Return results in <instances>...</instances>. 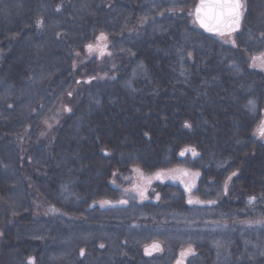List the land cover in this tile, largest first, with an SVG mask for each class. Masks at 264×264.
Wrapping results in <instances>:
<instances>
[{
	"label": "trees",
	"instance_id": "trees-1",
	"mask_svg": "<svg viewBox=\"0 0 264 264\" xmlns=\"http://www.w3.org/2000/svg\"><path fill=\"white\" fill-rule=\"evenodd\" d=\"M196 2L0 0V80L10 89L20 82L18 73H32L35 78L38 169L35 207L27 204L29 191L21 189V205L16 209L22 226L28 225L36 209L37 236L22 235L19 255L5 252L0 264H30L31 257L35 264H47L44 174L50 163L66 169L64 189L72 215H82L78 212L81 200L94 199L89 194L98 176L102 194L104 174L108 176L112 167L119 175L129 174L130 167L148 173L189 167L190 158L178 154L191 149L202 154L197 168L204 174L211 165L228 172L229 184L237 185V179L245 177L246 184L264 185V147H257L253 140L264 110V75L253 61L264 52V0H241L239 27L227 30L226 37L208 35L194 24ZM44 27L47 36L42 41L46 44L22 46L17 52L12 44L16 32L26 39L23 35H32L30 29L36 35ZM102 33L112 37L115 53L114 59L98 65L88 46ZM58 113V122L48 131L45 124ZM196 132L202 138L196 139ZM49 137L53 138L47 141ZM97 153H113L114 163L95 165ZM94 168L98 171L95 183L88 172ZM237 193V188L231 190L232 199H238ZM166 198L174 199V194ZM10 210L14 213V207ZM243 210L240 214L237 206L228 207L229 231L238 232L232 225L243 220L259 224L264 234V205ZM121 230L118 225L117 231ZM121 240L116 238L118 244L113 246L110 238L95 237L93 246L90 239L85 254L91 261L84 260V264H112L115 247L116 257L124 258L120 250L126 246L119 244ZM68 241L73 243L71 257L67 253L65 260L55 256L51 264H82L78 255L82 246L77 238ZM237 243L230 249L235 251ZM239 256L240 264H264L263 254L248 259ZM233 262L237 263L236 255Z\"/></svg>",
	"mask_w": 264,
	"mask_h": 264
},
{
	"label": "flooded vegetation",
	"instance_id": "flooded-vegetation-1",
	"mask_svg": "<svg viewBox=\"0 0 264 264\" xmlns=\"http://www.w3.org/2000/svg\"><path fill=\"white\" fill-rule=\"evenodd\" d=\"M227 30H224L223 35L218 33L212 36L226 37ZM32 32L30 29L29 34L32 35H28V33L23 35L26 39H21V32H16L13 35L12 44L18 47L17 52L27 45L44 43L42 39L47 36L45 27L44 30L40 29L36 35ZM103 35L106 40L98 41L96 38L92 45L93 55L98 65L114 59L112 37ZM77 55L80 56L78 53ZM257 57L259 58L258 71L264 75V52H260ZM81 62L82 60L77 62V70L80 68ZM18 77L20 82L16 83L18 84L16 88H5L4 82L0 80V86H2L0 87V259L5 252L8 256L10 254L19 255L22 235L28 239H35L37 236L36 209L33 210L28 225L23 224V226L21 218L17 216L16 212V209L21 205V189L29 191L27 204L30 207H35L38 171L36 162L37 129L35 128L36 97L33 92L35 91V78L32 73H18ZM64 84L67 85V83ZM78 89L79 86H75V90ZM63 103L64 101L59 103L62 110ZM261 115L262 118L257 122L256 130L253 132V140L258 142L257 147H264V136L259 134L261 125L264 124V110ZM54 121L58 122L51 116L48 123L45 124L48 131ZM206 124L209 126L210 120H207ZM195 137L196 139L202 138L201 132H196ZM52 138L49 137L47 141ZM201 155L195 149H191L187 154H178L181 158L188 156L190 166L178 165V168L166 172L148 173L140 168L130 167L129 174L119 175L116 168L112 167L107 173L108 176H106V172L104 174L105 184L102 194L98 176L97 184L93 185L96 186L93 189L94 192L88 193L94 199L79 202L82 205V210L78 212L81 211L82 215H72L67 208L69 201L67 191L65 192L64 189L68 182L66 169L54 167L50 163V166L46 170L44 169L46 202L48 203L46 211L48 212L43 219L46 229L43 235L45 239L49 240L47 264H51L55 256H60L61 260H65V246L70 237L77 238V244L82 246L83 255H81L82 252H78L82 264H84V260L91 261L85 252L86 248L90 246L89 244L93 243L95 246L93 242L95 237L110 238L109 243L113 246L118 244L115 241L116 238L123 240L119 241V244L126 246L124 250H120V254H123L124 258L116 257L115 247L111 251L112 264L118 261L123 264H177L178 260L182 261V264H240L239 255L243 259L240 249L241 240H238L235 251L229 247L228 251L231 252L228 256L224 255L219 258L218 255L225 253L217 250L216 245L219 243L212 235L211 230L229 231L225 213L228 212L230 206H237V211L244 214L243 207L245 206L264 205V185L246 184L245 177H239L237 185L229 184L227 183L228 172L220 169L221 167L220 170L212 168L211 165L204 169L206 172L208 170L204 174L197 168ZM208 155L206 153V156ZM50 156L53 157L52 154ZM95 156L98 157L95 159V165L114 163L110 158L114 156L113 153H97ZM100 158H105V160ZM255 170L259 171V169ZM88 172L94 182L98 171L94 168L89 169ZM213 173L220 177L214 176ZM118 181H123V185H117ZM234 188L238 189L237 200L232 199L230 194ZM245 190L248 193L252 192L251 195L246 194ZM172 194H174V199L166 198ZM87 195H84L85 198ZM247 197L250 199H246ZM10 207H14V213ZM120 217L124 220H121ZM243 223L244 221L241 220L232 225V228L238 229L239 232L240 225ZM118 225L124 231H117ZM196 229L204 235L202 241H197ZM203 230L204 232H202ZM90 239H92L91 243H89ZM219 240L223 241L221 238ZM153 244H159V250H154L150 255H146L145 248H150ZM232 244L234 245V242ZM97 248H101V246ZM188 248L192 249V253L182 257L181 253ZM233 255H236L237 263L233 262ZM29 260L32 261L31 264H35L34 257Z\"/></svg>",
	"mask_w": 264,
	"mask_h": 264
},
{
	"label": "snow or ice",
	"instance_id": "snow-or-ice-1",
	"mask_svg": "<svg viewBox=\"0 0 264 264\" xmlns=\"http://www.w3.org/2000/svg\"><path fill=\"white\" fill-rule=\"evenodd\" d=\"M242 8L243 5L241 0H200V4L196 8L197 22L206 31H217L219 34L223 35L224 29L231 31L239 27ZM39 24L40 22L37 21L38 26ZM97 40L103 41L106 40V37L102 33L97 37ZM92 47V45L88 46L89 51L92 50ZM185 126L187 127L188 125ZM259 134L264 136V124L261 125ZM141 195H143L142 192ZM189 202L191 203V201ZM101 247H103V245H101ZM159 248V244H153L150 248H145V254L150 255L152 251L159 250ZM191 253L192 249L188 248L185 252L181 253V256L184 257ZM81 255H83V252ZM177 264H182V261L178 260Z\"/></svg>",
	"mask_w": 264,
	"mask_h": 264
},
{
	"label": "rangeland",
	"instance_id": "rangeland-1",
	"mask_svg": "<svg viewBox=\"0 0 264 264\" xmlns=\"http://www.w3.org/2000/svg\"><path fill=\"white\" fill-rule=\"evenodd\" d=\"M45 41V40H44ZM52 117L54 116L51 115ZM59 113L56 115L55 120L57 121ZM52 120V119H51ZM166 172V171H164ZM240 231L238 233H235L233 231H225L224 229H212L211 233L214 237H216V241L219 243V245H216V248L218 251H222V255H218L219 258L222 256H228V254L231 251H228L230 245L233 242H237L239 239L241 240V252L244 255V258L248 259L250 257L254 256H260L264 255V234L260 233L261 230L259 227V224L255 223H243L240 225ZM196 235L197 241H202L203 234L200 232V230L196 229ZM204 232V230L202 231ZM223 239V241H220L219 238ZM252 239V240H251ZM73 243H70L67 241L65 246V253H67L65 256L69 259L71 257V249L73 248ZM104 261L108 262L107 256H104Z\"/></svg>",
	"mask_w": 264,
	"mask_h": 264
},
{
	"label": "water",
	"instance_id": "water-1",
	"mask_svg": "<svg viewBox=\"0 0 264 264\" xmlns=\"http://www.w3.org/2000/svg\"><path fill=\"white\" fill-rule=\"evenodd\" d=\"M200 4V0H197V2H196V4H195V6H194V8H193V19H194V22H195V24L197 25V27L200 29V30H202L203 32H205L206 34H210V35H216V34H218V32L217 31H206L204 28H202L201 26H200V24L197 22V18H196V8H197V6ZM225 30V29H224ZM259 60V58L258 57H255V59H253V61L255 62V64H258V61Z\"/></svg>",
	"mask_w": 264,
	"mask_h": 264
}]
</instances>
